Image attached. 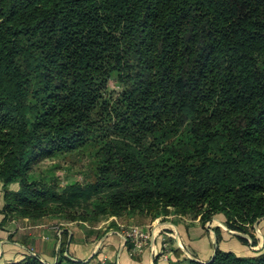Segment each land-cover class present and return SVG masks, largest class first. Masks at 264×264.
I'll use <instances>...</instances> for the list:
<instances>
[{"label":"trees","instance_id":"trees-1","mask_svg":"<svg viewBox=\"0 0 264 264\" xmlns=\"http://www.w3.org/2000/svg\"><path fill=\"white\" fill-rule=\"evenodd\" d=\"M60 157L87 158L83 180L36 173ZM0 181L4 223L222 214L249 234L264 217V0H0ZM184 263L264 264V245L170 262Z\"/></svg>","mask_w":264,"mask_h":264},{"label":"crops","instance_id":"crops-1","mask_svg":"<svg viewBox=\"0 0 264 264\" xmlns=\"http://www.w3.org/2000/svg\"><path fill=\"white\" fill-rule=\"evenodd\" d=\"M11 187L17 189V184ZM4 202L3 185L0 181V264L20 260L28 254L37 255L46 263H55L59 257L62 235L66 233L67 237L64 240L67 253L64 252V255L67 257L85 261L106 258L116 264H170V262H178L186 258L205 262L212 258L217 248L232 251L238 255H250L263 246L261 243L252 247L249 243L240 240L244 236L237 234L238 231L228 229L225 231L219 228L221 237L216 240V233L211 232L198 219L170 213L157 218L162 221H149L152 226L150 230L153 232L149 246L142 253L130 256L128 251L130 245L121 235L124 230L111 228L104 237L96 240L94 234L85 235L83 231L76 230L75 227L61 226L60 223L56 228L55 224L50 226L49 218L38 221L40 225L31 230L23 229L17 225L18 218L3 222L4 214L1 209ZM163 218L168 219L163 220ZM261 220L264 235V218H261L259 222ZM245 238L250 239L249 236ZM179 243L184 248L182 246L181 248ZM160 253L167 254V259L159 255Z\"/></svg>","mask_w":264,"mask_h":264},{"label":"rangeland","instance_id":"rangeland-1","mask_svg":"<svg viewBox=\"0 0 264 264\" xmlns=\"http://www.w3.org/2000/svg\"><path fill=\"white\" fill-rule=\"evenodd\" d=\"M109 87H110V89L108 91L109 92L108 95L110 94L109 96H112L113 98L117 97L116 95H117L118 91L121 90V88H119L118 84H116L114 80H111ZM59 164L61 165L62 168H56L55 173H56V176L59 177L61 184L65 185V183L69 179L67 177H70V176H74L73 178H75V180H77V179L80 181L83 180V176H84V173H86L85 171H86L87 166L89 165V162H88L87 158H84L81 160L80 159L78 160L75 157H65L63 159L61 157L60 158H53V159L49 158V159H44V160H40V161L36 162L34 164V168H35V170H37L36 173H38L39 175H43V174L50 175L52 172L51 169H53V166L59 165ZM67 174H68V176H67ZM186 217L191 219L190 216H186ZM17 218L19 219L18 222L16 220H14V222L15 221L17 222V225L19 226V228H23V229L27 228V229L31 230V229L37 227L38 225H40L37 223L38 221H40L42 219H48L49 218L50 219L49 221L51 222V223L49 222L50 226H53L55 224L56 225L55 228H56V227H58L57 225L60 223L61 226L66 225V226H69L72 228L75 227L76 230L83 231L85 235H88L89 233L94 234V236L96 237V240L101 239L102 236L104 237V235L107 234L111 228L115 229V230H120V231L124 230L125 231L126 229H128L132 225H137L139 227H142L145 231H147L148 233L153 235V232L150 230V228L152 226H150L149 221L150 222H155L157 220L162 221L160 218L159 219H157V218H154V219L139 218L137 221L128 222L124 218L114 217L111 220L108 219V220H105V221L98 223L95 226H91L88 222H84V221H68V220H61L58 218H53V217H48V216L43 217L39 220H30L28 218H21V217H17ZM17 218H15V219H17ZM164 219L166 220L168 218H163V220ZM112 220L117 221V226L119 227L118 229L111 227V221ZM42 222H48V221H42ZM261 223H262V220L257 223L258 226H257V224L254 223L251 227H249V234H247V235L250 237V239H247V238L246 239L248 240L247 244L249 243L250 246H252V247H256V245H259L261 243H263L262 245H264V235L262 232V228H261L262 224ZM45 224L48 225L47 223H45ZM202 225H206L207 228H209V230L211 232H215V233H216V229H218V228L224 229L225 231H226V229L231 230V229H229V227L225 223V218L222 214H215L210 220H208L206 223H204ZM124 231H122V234H121L122 237L124 236V234H123ZM65 237H67V233L62 235V241H61V245L59 247V255L61 253L64 254V252L67 253L65 251V249H66V247H65L66 242L64 240ZM123 239H124V237H123ZM150 240L151 239H149L145 243V246L143 247V249L141 251H139L140 253H142V251H144V249H146L149 246ZM216 240H217V233H216ZM126 243H128V242H126ZM181 246L183 247L182 244H180V247ZM127 247H128V245H127ZM128 251H129L130 256H135L137 253L140 254L139 252H137V253L132 252L131 248H129V247H128ZM159 255H161V253ZM106 261H111V260H106V258L95 259V260L92 259L91 260L92 263H96V264L99 262L104 263ZM111 262H114V261H111Z\"/></svg>","mask_w":264,"mask_h":264},{"label":"built area","instance_id":"built-area-1","mask_svg":"<svg viewBox=\"0 0 264 264\" xmlns=\"http://www.w3.org/2000/svg\"><path fill=\"white\" fill-rule=\"evenodd\" d=\"M124 239L129 243L132 252L137 253L143 249L145 243L151 239V234L145 231L142 227L132 225L124 231ZM164 259H167V254L161 253Z\"/></svg>","mask_w":264,"mask_h":264},{"label":"water","instance_id":"water-1","mask_svg":"<svg viewBox=\"0 0 264 264\" xmlns=\"http://www.w3.org/2000/svg\"><path fill=\"white\" fill-rule=\"evenodd\" d=\"M262 218H264V217H262ZM261 218H259L256 222H255V224H257L258 222H259V220H260ZM237 234H240V235H242V236H244V237H247L248 235L247 234H245V233H241V232H236ZM215 254H216V251L214 252V254H213V256H212V258L210 259V260H212L213 258H214V256H215ZM193 259H195L194 257H192ZM196 260V259H195Z\"/></svg>","mask_w":264,"mask_h":264}]
</instances>
